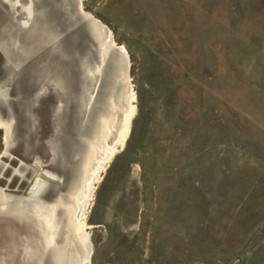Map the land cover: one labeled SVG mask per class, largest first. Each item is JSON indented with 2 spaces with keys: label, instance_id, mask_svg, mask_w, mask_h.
<instances>
[{
  "label": "rangeland",
  "instance_id": "374dc122",
  "mask_svg": "<svg viewBox=\"0 0 264 264\" xmlns=\"http://www.w3.org/2000/svg\"><path fill=\"white\" fill-rule=\"evenodd\" d=\"M11 1L15 14L0 1V189L15 213L38 164L61 181L46 204L57 241L83 246L69 209L92 191L80 264H264V0H81L113 45L95 80L79 60L84 16L32 3L18 51L16 21L33 16L30 0ZM9 214L0 264H36L22 257L34 227Z\"/></svg>",
  "mask_w": 264,
  "mask_h": 264
},
{
  "label": "water",
  "instance_id": "95a60500",
  "mask_svg": "<svg viewBox=\"0 0 264 264\" xmlns=\"http://www.w3.org/2000/svg\"><path fill=\"white\" fill-rule=\"evenodd\" d=\"M1 2L7 4L10 8V10H12L15 14V10L16 8H20V5H15V7H11L7 2L6 0H0ZM23 1H27V0H20V2H23ZM71 1V5H72V9L69 8L67 9L65 7V4L67 3V0H60L58 2H56V0H32V3L34 4V6H42L43 7V11L44 9L46 10L48 7H52V3L55 7L58 8V11L61 12V15L62 16H65L67 15L66 18H73L74 14H75V17L77 18L78 20V17L79 19H81L82 16H84L86 18V22H87V25H88V31H87V34H88V37H87V42L90 44V49L88 51V53L86 52V54H83V57L82 59H79L80 62L82 61V66H83V78L86 77V79H101V76L102 74L104 73V69H105V66H106V61H107V58H108V55L110 53L111 50H113V45H112V42H111V39L109 38L108 40H105L104 36L106 35V31H102L101 33L98 31V28H99V23L96 22L95 20L92 19V17L89 15V14H85L83 13L80 5H81V0H69ZM48 5V6H47ZM80 15V13L82 15ZM36 14L33 15V19H31L29 21V23L27 25H23L21 22L19 23L18 21H16L19 25H21V27H24V30L21 31V27L18 29L20 31H18L16 28V33L18 35V33H20V50L18 51H22V39H24L25 36H30L33 34L31 30V28L34 25L35 23V20H34V17H35ZM17 15H15L14 19H16ZM75 18V19H76ZM44 42H47L49 39L47 37V35L43 36L42 37ZM53 44H56V42ZM124 70V68H122V71ZM121 77V76H120ZM95 84V83H94ZM96 87H95V90L96 88L98 87V83L96 82ZM87 103H86V107L89 108L92 106V103H93V100H94V97L93 95L92 96H88L87 99H86ZM97 129V128H96ZM99 126H98V130L99 131ZM37 175H41V176H45L41 173L37 174ZM37 175H35L32 180L30 181V183L28 184V186L26 187L25 191L23 192V198L25 196L28 195L32 185L34 184ZM50 182L52 183H59V181L55 178V179H50L49 180ZM7 196V195H6ZM25 199H20V207H22V211L24 210L25 208ZM2 205V206H1ZM10 207V203L9 201L7 200L6 197H3L2 196V200L0 201V210L4 211V212H7V210L9 209ZM22 216L24 217H28V215L24 212L20 213ZM55 214V212H54ZM55 216V215H54ZM34 217V218H33ZM33 219H36L38 221V217L37 216H34L32 215ZM56 225H57V222H56ZM45 234V238H46V243H47V246H50L51 242H54L55 241V236H57V229L55 228L54 230L52 231H47V229L45 230L44 229V232ZM51 234H53V236H51ZM49 240V241H48ZM53 244V243H52ZM78 246L80 249V251L82 250L83 254L82 255H85V256H89L90 252H91V245L90 244H86L85 247L82 246L80 247V243L78 242Z\"/></svg>",
  "mask_w": 264,
  "mask_h": 264
},
{
  "label": "bare ground",
  "instance_id": "6f19581e",
  "mask_svg": "<svg viewBox=\"0 0 264 264\" xmlns=\"http://www.w3.org/2000/svg\"><path fill=\"white\" fill-rule=\"evenodd\" d=\"M6 1L10 2V0H6ZM15 1L16 0H14V1L12 0L11 3L17 4V1H19V0H17L16 2ZM22 7H23L25 13L28 15V17L31 18L33 16V14H34V6L32 4V0H30L28 4H25ZM24 22L26 23V21H24ZM133 112H134V106L131 105V110L128 113V115L126 117V120H125V122L123 124L121 136H120V138H118V139H120L121 145L124 144V141L126 140V137L128 135L129 124H130ZM115 152H116V148H114V147H113V149L108 151L106 153L107 155L105 156L104 162L105 161L109 162L110 159H112V156L115 154ZM104 162L99 163L97 170L93 171L92 174L90 173L92 175L91 177L88 174V176L90 177V179L92 181L95 179V176L98 175V173L101 170V168H103V163ZM41 174H43L45 176L43 177L41 175H37V177H35L36 180H35L34 184L32 185L28 195L25 196L24 198H22V199H25V202H26L24 210L22 211V207H20L19 211L16 212V213L20 214V213L24 212L30 217H32V215L37 216L38 217L39 226L42 229V231L44 232V229L45 230L47 229V231H52L55 228H57L56 227V218L54 217V212L56 213V211H55L56 208H54L52 206H47L46 204H44L43 200L41 199V194L45 193L43 191L49 185V182H50L49 180L50 179H55L56 175H54V174H52L51 172H48V171H43V172L41 171ZM91 180H90V183L88 184V190H90V188H91V184H92ZM87 192H89V193L88 194H86V193L84 194V191H82V194H81V192H80V196L75 198V202H76L75 206L76 207L73 206V207H71L69 209L70 216L73 218V221H72V231L74 232L73 234H76V237H78V239L79 238L81 239L82 244H83L84 247H85L86 244H89V242H88L89 240L84 235L83 226L81 225V223L83 221L82 219L84 218L85 211H86L87 205L89 203L87 201L88 198L85 197V196L88 195V197L90 198V195H91L92 191L90 190V191H87ZM2 196L7 198V200L10 203V207L7 210V212H4L2 210H0V212L14 214L15 210L17 209L16 208V205L18 203L17 199L12 197V196H8V195L6 196V194L3 192V190L0 189V201L2 200ZM51 236H53V234H51ZM52 243L53 242H51L49 244H52ZM62 258H64V257H62ZM87 258H89V256L88 257L84 256V260L87 259ZM70 259L72 261L75 260L74 257H71ZM81 260H82V258H81Z\"/></svg>",
  "mask_w": 264,
  "mask_h": 264
},
{
  "label": "flooded vegetation",
  "instance_id": "af4514ba",
  "mask_svg": "<svg viewBox=\"0 0 264 264\" xmlns=\"http://www.w3.org/2000/svg\"><path fill=\"white\" fill-rule=\"evenodd\" d=\"M52 5V4H51ZM71 2L69 0H67V3L65 4V7L67 9L71 8L70 7ZM72 9V8H71ZM88 29L86 30V32L84 33V40L87 39L88 34H87ZM70 34H66V36H68ZM64 47V46H63ZM90 48V46H88ZM66 49V48H64ZM74 46H71V48L69 50H74ZM34 169H33V174L30 178V180L28 181L26 187L28 186V184L30 183V181L32 180V178L41 173V171L43 172L44 170L42 169V167L38 164H34ZM58 180V179H57ZM59 183L53 185V184H49V186L46 187L45 193L43 195L42 200L45 202V204H47L49 201H53V202H59V198H60V194L58 193V187L56 185H60L61 181L58 180ZM52 186V187H51ZM26 187L23 189L22 192L25 191ZM50 187V189H49ZM61 199V198H60ZM11 215V217H15L20 219V221H27L30 224H32V226L34 227V232L36 233L35 236L33 235V239H32V244L33 247L32 251H25L22 254V257L24 260H31L33 259V261L36 264H79V258L80 256H78V252L79 250V246H77L76 244V239L75 243L73 242V236L70 234H68L66 237H63L62 241H57V238L60 237V235L55 236V241L53 242V244H51L50 246H47L46 243V238H45V234L43 233L42 229L39 226V223L36 219H32L29 217H25L26 219H23L21 216V214L19 213H14V214H9ZM60 221V220H59ZM57 222V219H56ZM62 222V221H60ZM59 223V222H58ZM65 253V255H63ZM80 253V252H79ZM68 254H73V256L75 257V260L72 261L70 258V256H68ZM64 257V258H62Z\"/></svg>",
  "mask_w": 264,
  "mask_h": 264
}]
</instances>
